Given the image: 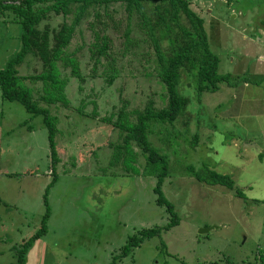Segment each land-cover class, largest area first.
I'll use <instances>...</instances> for the list:
<instances>
[{
    "label": "rangeland",
    "instance_id": "374dc122",
    "mask_svg": "<svg viewBox=\"0 0 264 264\" xmlns=\"http://www.w3.org/2000/svg\"><path fill=\"white\" fill-rule=\"evenodd\" d=\"M190 5L205 17L209 45L220 58L218 71L231 73L235 83L221 82L197 100L193 73L181 71L178 88L190 96L187 107L172 122L150 121L147 128L150 142L167 157L162 190L179 220L112 264H264L259 251L264 250V0H190ZM98 9L87 8L65 47L83 79L57 60L67 102L42 99L41 78L20 82L30 85L33 99L55 117L53 174L42 115L0 93V171H7L15 185L28 182L23 207L29 229L42 222L48 227L26 251L27 264H111L131 234L171 217L156 201L157 177L148 172L145 153L134 140L125 144L118 122L120 110L133 122L135 109L148 100L155 107L167 102L153 40L139 12L128 17L121 2H112L106 11L99 9L97 21ZM73 17V10L49 11L39 27L57 28ZM5 24L0 21V68L15 42ZM103 28L110 45L96 60L90 52L93 29ZM160 44L167 48V39ZM16 67L21 74L39 73L42 62L29 52ZM111 71L115 74L108 79ZM202 163L229 173L245 197L188 172V164ZM7 259L17 260L15 255Z\"/></svg>",
    "mask_w": 264,
    "mask_h": 264
},
{
    "label": "trees",
    "instance_id": "16d2710c",
    "mask_svg": "<svg viewBox=\"0 0 264 264\" xmlns=\"http://www.w3.org/2000/svg\"><path fill=\"white\" fill-rule=\"evenodd\" d=\"M112 2H121L128 17L132 16L133 11L139 12L141 24L146 28L155 46L156 74L164 84L167 102L163 106L155 107L153 102L148 100L143 108L135 109L136 120L133 122L127 120L126 116L123 118L120 110L118 122H121V127L125 129V144L134 140L140 146L141 151L145 153L148 172L155 173L157 177L153 187L154 192L157 193L156 201L166 206L171 217L163 225L142 227L137 233L131 234L121 246V252L113 256L111 264L116 257L126 255L145 238L155 235L163 229H168L179 220V215L173 209V203L162 190V182L168 171L167 157L150 142L147 128L150 121L172 122L187 107L190 96L181 93L178 88L181 71L186 70L188 73H193L197 100H199L202 91L217 90L220 88L219 83L221 82L235 83L231 73L218 71L220 58L209 45L204 24L205 17L191 7L190 0H18L17 3H1L5 8H9L15 13L22 27L20 49L8 59L4 67L0 68L1 96L4 99L21 102L26 110L33 115H42L44 125L47 127L52 168L57 163L54 138L56 133L55 117L50 113L48 106L40 105L37 100L33 99L30 85H22L20 82L27 78H41L45 82L44 93L40 94L42 99L47 103H56L57 99L63 98L65 95L61 89L64 80L59 77L57 60L62 59L64 65H70V70L76 77L80 80L83 79L77 59L72 54L66 53L65 47L87 8H104L106 11L107 5ZM99 9L95 10L97 21H99ZM72 10L74 17L71 21L64 20L57 28L50 27L48 24L39 27L40 22L44 20L49 11L66 15ZM129 31L127 28L125 34L128 35ZM93 36L95 40L92 41L90 52L98 60L102 55H107L110 37L104 28L102 31L93 29ZM161 38L167 39V48L160 44ZM29 52L39 57L42 62V70L39 73L21 74L16 65L23 61ZM114 74L115 71H111L108 79H111ZM63 101L67 102L66 98H63ZM194 138H197V134L194 135ZM186 167L197 180L235 188L238 195L245 197V193L235 185V181L229 173L216 170L206 163L199 166L188 164ZM45 230L46 225L42 222L41 226L25 241V246ZM259 251L262 259L260 262L264 263V250Z\"/></svg>",
    "mask_w": 264,
    "mask_h": 264
},
{
    "label": "crops",
    "instance_id": "0c3cea01",
    "mask_svg": "<svg viewBox=\"0 0 264 264\" xmlns=\"http://www.w3.org/2000/svg\"><path fill=\"white\" fill-rule=\"evenodd\" d=\"M17 2L18 0H2L1 3ZM1 3L0 9L3 11H0V15H2L0 17V21H5V27L10 28L11 37L15 38V42L13 43L11 50L6 53V59L8 61V59L14 56L21 47L22 27L19 20L15 16V13L11 9L5 8L4 5H1ZM260 40L264 43V38L260 37ZM260 61L262 63L264 62V54H260ZM243 83L248 85L249 80L244 79ZM233 94L235 95L234 97H237L235 92H233L232 95ZM53 170L54 168L52 169L51 174L55 172ZM28 185V182L18 183L17 185L13 184V180L8 176L7 171H4L3 173L1 172L0 174V264H27V259H29V257L25 258V254L29 246L33 248L37 241H39V239L43 237L48 230V227L46 226V230L44 232L25 246V241L28 237L40 227L39 226L37 228V223L29 229L30 224L27 219L28 208L23 207V201L26 200V193L29 191ZM13 199L16 201L14 207L11 204L13 203ZM12 207L15 209L13 210ZM9 255H15L17 260L13 262L10 259H7Z\"/></svg>",
    "mask_w": 264,
    "mask_h": 264
},
{
    "label": "water",
    "instance_id": "95a60500",
    "mask_svg": "<svg viewBox=\"0 0 264 264\" xmlns=\"http://www.w3.org/2000/svg\"><path fill=\"white\" fill-rule=\"evenodd\" d=\"M209 228H200L199 231L202 232V231H205V230H208Z\"/></svg>",
    "mask_w": 264,
    "mask_h": 264
}]
</instances>
